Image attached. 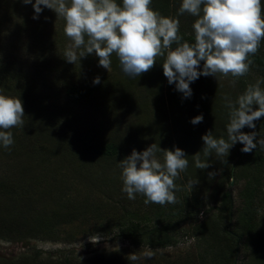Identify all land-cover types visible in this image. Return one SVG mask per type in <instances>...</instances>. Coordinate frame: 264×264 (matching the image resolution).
<instances>
[{
	"label": "trees",
	"instance_id": "16d2710c",
	"mask_svg": "<svg viewBox=\"0 0 264 264\" xmlns=\"http://www.w3.org/2000/svg\"><path fill=\"white\" fill-rule=\"evenodd\" d=\"M70 2L71 0H66L69 6ZM117 3L122 5V0H117ZM181 4L182 0H152L150 7L164 17L178 18L181 42L193 44L195 33L192 25L197 17L188 13L178 16ZM261 4L264 11V2L261 1ZM33 15L32 6L24 5L22 0H0V35L4 30H9L8 36L13 40L14 49L19 48L16 41L24 35L28 43H37L45 33L43 28L55 25L59 19L47 8H44L37 20L32 18ZM15 25L20 33L14 34L11 31ZM172 47L175 48L176 45ZM43 59L45 57L38 51L35 55L36 65L32 71L38 73L45 70ZM112 59L113 70L122 72L118 57ZM165 59L157 57L160 67ZM250 59L254 63L245 76L236 78V85L230 96L221 95L214 85L209 86V82H205L203 76L190 85L193 92L191 98H183L182 93L175 90V85H169L168 81L163 92V85L160 83L162 67L159 68L160 71L152 81L157 88L154 97L161 115L151 118L141 117L147 115L149 106L143 99L140 101L133 97L135 79L122 72V82L102 75H99L100 84H94L93 77L84 82L82 77L69 75L72 65L63 58L58 63L61 68L56 66L50 69L51 83L63 90L68 100L102 104L103 110H107L109 115L94 124L93 129L81 131H74L68 123L62 128L55 124L57 115L45 109L47 107L44 90L48 85L44 86V80L26 77L24 81L22 74L29 72L21 64L3 66L4 71L0 72V91L9 95L14 93L13 97L21 99L25 116L22 130L19 127L0 129L11 131L14 139L10 149L4 148L0 143V153L5 154L7 161H14L12 164L6 162L4 172L8 165V174L0 177V198L4 199L0 201V239L6 242L39 240L70 245L76 241V235L70 233V226L82 221L83 224L99 229L100 236L111 237L110 242L125 241L135 249H165L176 246L183 237L197 239L203 246L204 256L201 260V254H198V264H237L239 260L244 259L246 262L243 264H264V215L261 216L264 214L261 212L264 211V151L254 149L252 153L245 154L240 151L243 145L237 143L230 149L229 156H217L215 151L210 152L208 156L204 155L201 137L209 130L214 138L223 137L227 140V107L225 119L216 116L209 119L204 116L203 122L195 127L188 125L191 132L187 131L185 123L188 118L192 119L206 110L207 105L202 103L204 95L201 90L218 96L210 101L207 98V101H220L225 106V96L235 102L249 85L256 84L257 81H261L260 87L264 89V39L261 40L258 52L255 56H250ZM49 64L47 59L45 66L49 68ZM78 65L79 62L74 69L78 68L80 73L82 67ZM163 104L167 105L166 110ZM119 110L125 111L132 118L129 120L130 131L127 137L126 132L122 131L125 130L122 122L114 120ZM169 123L178 126L181 131L182 127L184 128L189 144L197 148L201 161L209 163L211 167L204 169L207 175L202 177L198 174L193 177V174H190V178H184V181L175 179L174 183L178 189L174 190L177 203L166 204L165 208L149 203L148 212L145 210L143 214H139L140 206L146 197L137 193L133 201L140 202L139 206L134 210L128 209L133 203L127 198V194L122 192V169L118 163L129 156L133 149L136 150L129 142L130 136L140 139L138 152L153 143L161 149L173 150L178 137H172ZM254 123L257 139H264V117ZM242 131L247 133L253 130L245 127ZM181 145L184 146L182 139L178 145L180 149ZM28 151L32 152V156ZM156 156L163 158V153L157 152ZM36 167L37 173L31 175L30 170ZM50 174V184L56 186V192L52 195L53 201L46 202H49L48 211L45 210L48 205L40 207L37 211L35 204L41 202L42 197L52 193L44 194V190H41L43 188L33 189L34 186L31 185L46 183ZM240 175L244 183L237 197L242 201V207L233 213L231 193L225 190L223 184L225 181L229 183L232 177H235L236 182L240 181ZM39 179L42 181L39 182ZM201 179L208 187H213V199L220 198V215L217 218L206 217L197 222L195 219L203 209L196 195L198 187H201ZM76 180L84 181L86 185L92 183L93 187L97 183L100 187L99 194L105 199L109 198V201H91L89 191L81 196V189L85 185L81 187V183ZM197 180V184L189 186L190 181ZM186 186L193 191L189 193ZM35 191L36 197L33 196ZM112 202L114 205H107ZM208 212L209 209H206L203 214ZM232 218L234 224L230 225ZM185 224L188 226L187 230L182 228ZM234 226H237L238 230L234 229ZM91 235L84 233L81 238ZM26 251L9 260L0 258V264H139L137 261H131L125 250L95 249L83 255L76 254L72 249L46 254L30 247ZM240 256L243 259H240ZM246 258L250 260L247 261Z\"/></svg>",
	"mask_w": 264,
	"mask_h": 264
},
{
	"label": "clouds",
	"instance_id": "9594fccd",
	"mask_svg": "<svg viewBox=\"0 0 264 264\" xmlns=\"http://www.w3.org/2000/svg\"><path fill=\"white\" fill-rule=\"evenodd\" d=\"M22 3L32 6L34 20L39 19L44 8L64 19V33L71 41L64 52L67 63L74 65L94 53L99 59L98 66L108 72L115 53L122 72L135 79L149 72L157 64V57L166 54L163 75L185 99L192 97L190 85L201 76L215 77L217 73L223 77L245 76L254 63L250 56H255L264 39L261 0H182L177 15L188 13L197 17L192 25L193 44L181 42L179 19L164 17L153 10L152 0H122V5L117 0H71L70 6L66 0H35L34 3L22 0ZM93 83L100 84L99 76ZM260 84L257 81L249 85L235 102L224 97L225 106L230 110L227 140L214 138L209 130L201 137L205 156L212 151L217 156H229L237 143L243 145L240 151L245 154L254 149L264 151V139H257L254 123L264 117V89ZM24 116L20 98L0 94V129L23 127ZM203 119L200 114L190 123L195 126ZM245 127L253 131H242ZM0 143L10 149L14 144L13 133L0 131ZM157 152L163 153V163L157 158ZM187 157L179 147L161 149L155 143L142 152L133 149L118 163L122 169V192L130 200L137 193L143 194L145 205L177 203L174 190L178 189L174 181L187 170ZM194 159L199 169L211 167L198 154ZM197 183L198 180L190 181L189 186ZM128 257L131 261L139 259L135 253Z\"/></svg>",
	"mask_w": 264,
	"mask_h": 264
},
{
	"label": "rangeland",
	"instance_id": "374dc122",
	"mask_svg": "<svg viewBox=\"0 0 264 264\" xmlns=\"http://www.w3.org/2000/svg\"><path fill=\"white\" fill-rule=\"evenodd\" d=\"M264 2V0H261ZM59 19L57 20V23L54 25H49V27H44L43 29L45 30V33L42 34L39 38V41L35 44H32V42L26 40L25 35L22 36L21 38L14 43L16 46L19 48L14 49L13 47V40L9 39L8 33L10 32L9 30L3 31L5 35L3 36L2 32L0 35V72L4 71L3 66H9V65H15L16 64H21L22 67L29 72V74H22V77L25 78L29 77L34 80H44L45 84L44 86H47L44 90V95H45V108L47 112L52 113L57 115V120L55 121L56 125L58 127H63L65 123H68L71 125V128L74 131H81V130H89L93 129L94 124H97L98 121H101L103 119H106L108 115L107 110H103V105L99 103H94V104H88L85 102H73L67 99L66 95L64 94L63 90H60L55 84H52L50 79L52 78L50 69L52 67H58L61 68V66H58V63L64 58V52L67 47V45L71 42L70 39L65 35L64 33V27H65V21L62 17H58ZM12 32L14 34L20 33L19 29L17 26H12ZM28 33V31L26 32ZM87 39V37H86ZM29 48V49H28ZM40 51L42 53V56L45 57L43 59V67L45 70L41 72H36L32 71L35 68L36 65V60H35V55L37 52ZM117 57L115 53L112 54L111 56V66L109 71L105 70L102 67L98 66L99 59L98 57L93 53L91 55H88L87 57L81 59L79 62L80 67H82V72H78V68L74 69V66L76 63L72 65V70L69 75H72L76 78L82 77L81 80L84 82L88 81L91 77L96 78L99 75L105 76V78L110 77L111 80H118L122 82L120 79L122 72L119 71H114L113 66L114 64L112 63V58ZM166 58V55L164 59ZM48 61L50 62L49 68L45 66V63ZM78 65V66H79ZM10 67V66H9ZM162 67V66H161ZM160 64L159 61L157 60V64L147 73L141 74L140 77L135 78V85L133 86V97L136 98L137 100L143 99L149 107H148V113L147 115H143L141 117H147L150 116L151 118L156 117L157 115H161V112L158 110V106L156 105L155 97L154 94L156 92L155 89H157L154 86L153 83V77L160 71L159 68ZM202 68V66H201ZM161 84L163 85V92L165 91V86H166V81L167 78L163 75V69L161 68ZM202 77V76H201ZM200 77V78H201ZM204 77V76H203ZM205 82H209L210 85H214L217 90H219L220 94L225 95L227 94L230 96L232 90L235 87L236 83V78L232 77L231 74H229L227 77H223L221 74L217 73L215 77L208 76L204 77ZM253 78V77H252ZM80 81V80H79ZM81 82V81H80ZM205 85V84H204ZM216 85H219L217 88ZM51 87V88H50ZM16 86L14 87V89ZM48 88V89H47ZM201 88V87H200ZM205 88V87H203ZM44 89V88H43ZM202 92V95H204L203 98V105L206 106V110L203 112V117L207 116L209 119L211 117L216 116L219 119L221 118H226V114L228 113V118L229 120V112L225 113V108L220 101L217 102H209L210 100H214V98L218 97L215 96V93H209L208 91ZM208 95H207V94ZM0 94L6 95L13 97L14 93L6 94V92L0 91ZM207 98L209 101H207ZM232 98V97H231ZM165 99V98H164ZM223 101V100H222ZM138 103V102H137ZM206 103V104H205ZM165 107V110L167 108L166 104H163ZM203 109V107H202ZM186 111V110H184ZM228 111H230L228 109ZM187 112V111H186ZM160 113V114H159ZM130 118L125 111H117V114L114 117V120L121 121L126 132V137L129 136V129L128 124H130L129 121ZM110 120L113 121V118L110 116ZM184 120V119H183ZM191 118H188L185 123H186V128L188 132H191L189 129V124ZM127 123V125H125ZM122 126V127H123ZM170 130L172 132V137L177 138L175 142V147H178L180 140L182 139L184 146H182V150L185 151V153L188 155L187 159L189 161L188 168L186 171L182 172L180 176L178 177L179 180L184 181V178H190V174H193V177H197L194 174L201 175H207L205 174L204 169H199L195 166V159L194 155L197 154V148L193 147L192 144H189V139L187 135L185 134L184 128L182 127V131L178 128V126L173 125L172 123L170 124ZM19 127V126H18ZM128 127V128H127ZM195 127V126H194ZM17 128V127H15ZM23 127H19L20 130H22ZM127 128V130H126ZM111 129V128H109ZM110 132V131H109ZM177 136V137H176ZM129 142L133 144L136 147V151L139 148L140 144V139L136 137H129ZM29 154L32 156V152L28 151ZM4 153H0V177L3 175L8 174L9 166L7 165V170H5V165L6 162L9 164L14 163V161H7V158H5ZM162 163H163V158L157 157ZM200 160L201 157L199 156ZM235 161H233L234 163ZM52 166V165H51ZM49 167V169L51 168ZM14 168V167H12ZM37 167L32 168L30 171H32L31 175H35L37 173ZM40 174V172L38 173ZM37 174V175H38ZM233 176V175H232ZM51 178L50 176L47 178V182L43 184H36V185H31L34 186L33 189H41L44 194H49L52 193L51 195H47L41 198V202L35 204V209H40V207H44L48 205L46 203L47 201H53V194L54 189L56 188L55 185L50 184L51 182L49 179ZM233 184L230 185V182H226L223 184L224 188L226 191H229L231 193V199L233 203V209L232 212L236 213L240 207H242V201H240L237 197L238 191L241 189L244 179L240 175L239 178L240 181L236 182L235 177ZM42 180L39 179V182ZM49 181V182H48ZM201 187H198L199 190L197 191L196 195L199 197L201 201V206L202 210L199 213L198 217L195 219L197 222H201V220L206 219V217H213L217 218L220 215V198L213 199L212 195L214 194V189L213 187H208L207 184H204L203 180L201 179ZM76 182L81 183L82 185H85L81 189V196L85 194V192L89 191L88 194L91 196L90 200L91 201H109V198H104L100 192V187L97 185V183L94 185V187L91 184L86 185L84 181L76 180ZM27 183V182H26ZM74 186V184H73ZM75 187V186H74ZM93 187V188H92ZM86 188V190H84ZM186 190L191 193L193 190L190 189V187L186 186ZM40 191V190H37ZM33 196L36 197V191L33 193ZM118 197V196H117ZM118 199V198H117ZM4 199L0 198V201ZM114 201V200H111ZM116 201V200H115ZM133 206H129L128 209L134 210L136 206H139L138 201H133ZM51 203V202H50ZM4 202H2L1 205H3ZM52 205V204H51ZM108 206L114 205V202L112 204H107ZM51 207V206H50ZM162 207H166V204L163 205ZM109 209V208H108ZM206 209H209V212L206 214H203V212L206 211ZM45 210H49V205L48 207H45ZM145 210L148 212V207L147 205L145 206L144 203L140 206L139 214H143ZM150 211V209H149ZM264 213V211H261ZM120 213V211H119ZM150 215L152 216V212L150 211ZM264 214H261V216ZM236 216V214H235ZM234 218V217H233ZM230 220V225L234 224V219ZM225 223L227 219L224 220ZM264 221V218H263ZM92 224V223H91ZM104 228V226H103ZM182 228L187 230L188 226L182 225ZM234 229L238 230L237 226H234ZM70 233L76 235V241L70 245L64 244L62 242L54 243V242H49V241H39V240H32L29 242H18V241H13V242H6L0 239V258L3 259H12L14 256H17L20 253L27 252V248H36L37 250L42 251L44 254L49 253V252H57L58 250H75L76 254L78 255H83L86 252L92 251V250H99V251H113V250H125L128 255L135 253L139 259L136 260L137 263L139 264H198L199 261L197 260L198 254H201V260L204 258L203 256V246L202 244L200 245L199 241L197 239L191 238V237H183L180 238L179 243L176 246L165 248V249H148V248H138L135 249L133 246H131L128 242L125 241H115V242H110L111 237H102L99 234L100 230L94 228L93 225H87L83 224L82 221L81 223L74 224L70 226ZM245 231V228H244ZM87 233V234H92L91 236H88L86 238H81L82 234ZM245 238V236H244ZM240 259H243V257L240 256ZM247 261H249V258H246ZM207 261V260H206ZM245 259L243 261H238L237 264H243L245 263ZM201 264H203L201 262Z\"/></svg>",
	"mask_w": 264,
	"mask_h": 264
},
{
	"label": "water",
	"instance_id": "95a60500",
	"mask_svg": "<svg viewBox=\"0 0 264 264\" xmlns=\"http://www.w3.org/2000/svg\"><path fill=\"white\" fill-rule=\"evenodd\" d=\"M233 181H234V178L232 177L231 180H230V185L233 184ZM230 193V192H229Z\"/></svg>",
	"mask_w": 264,
	"mask_h": 264
}]
</instances>
